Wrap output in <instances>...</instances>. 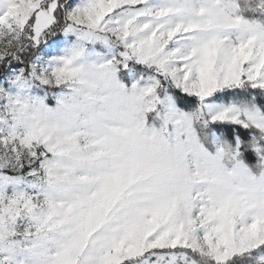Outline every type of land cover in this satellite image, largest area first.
Here are the masks:
<instances>
[{
    "label": "snow or ice",
    "instance_id": "1",
    "mask_svg": "<svg viewBox=\"0 0 264 264\" xmlns=\"http://www.w3.org/2000/svg\"><path fill=\"white\" fill-rule=\"evenodd\" d=\"M0 264H264V0H0Z\"/></svg>",
    "mask_w": 264,
    "mask_h": 264
},
{
    "label": "rangeland",
    "instance_id": "2",
    "mask_svg": "<svg viewBox=\"0 0 264 264\" xmlns=\"http://www.w3.org/2000/svg\"><path fill=\"white\" fill-rule=\"evenodd\" d=\"M92 52H93V49L90 48V49H89V55L86 56V59H87V60L98 59V57H96L95 55H92V54H91ZM47 103L50 104V105H54V104H55V100H54L53 98L50 97V98L47 100Z\"/></svg>",
    "mask_w": 264,
    "mask_h": 264
}]
</instances>
